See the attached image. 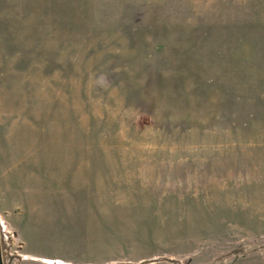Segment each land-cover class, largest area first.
Here are the masks:
<instances>
[{"label":"rangeland","instance_id":"374dc122","mask_svg":"<svg viewBox=\"0 0 264 264\" xmlns=\"http://www.w3.org/2000/svg\"><path fill=\"white\" fill-rule=\"evenodd\" d=\"M100 159L158 206L139 264H264V0H0L4 264H46L13 223Z\"/></svg>","mask_w":264,"mask_h":264},{"label":"crops","instance_id":"0c3cea01","mask_svg":"<svg viewBox=\"0 0 264 264\" xmlns=\"http://www.w3.org/2000/svg\"><path fill=\"white\" fill-rule=\"evenodd\" d=\"M126 163L100 159L61 165L71 168L61 171L65 178L86 176L90 183L66 181L52 201L37 202V209L13 223L24 253L46 264H139L160 256L147 218L158 206L152 210L153 203H143L139 193L121 189Z\"/></svg>","mask_w":264,"mask_h":264},{"label":"water","instance_id":"95a60500","mask_svg":"<svg viewBox=\"0 0 264 264\" xmlns=\"http://www.w3.org/2000/svg\"><path fill=\"white\" fill-rule=\"evenodd\" d=\"M0 264H4L3 258H2L1 242H0Z\"/></svg>","mask_w":264,"mask_h":264}]
</instances>
